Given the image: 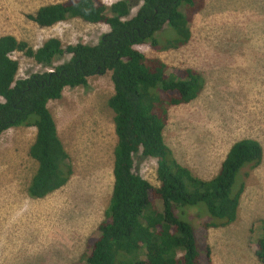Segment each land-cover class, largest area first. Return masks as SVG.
Instances as JSON below:
<instances>
[{"label": "rangeland", "instance_id": "rangeland-1", "mask_svg": "<svg viewBox=\"0 0 264 264\" xmlns=\"http://www.w3.org/2000/svg\"><path fill=\"white\" fill-rule=\"evenodd\" d=\"M63 1L0 0V37L12 35L33 49L50 38L59 39L63 48L96 45L108 26L72 18L40 28L29 19L39 7ZM101 1L110 6L120 0ZM204 4L194 17L187 45L172 49L162 41L155 47L135 48L162 60L169 73L192 69L202 79V91L191 103L170 110L163 131L175 159L193 175L205 181L214 178L236 141L253 139L261 145V165L253 170L244 167L236 176L233 192L241 184L243 189L235 222L206 229L204 224L215 219L204 205L188 207L181 218L193 229L199 264H207L206 248L212 264H261L253 258L251 245L264 235V0ZM164 34L158 38L171 36ZM12 58L19 64L18 79L48 71L22 53ZM68 59L65 55L55 64ZM112 94L107 72L89 77L85 88H65L59 100L48 103L73 175L43 199L27 195L37 169L28 155L36 129L11 128L0 136V264H72L97 237L113 186L116 135L107 106ZM134 171L158 185L156 160L136 156Z\"/></svg>", "mask_w": 264, "mask_h": 264}, {"label": "trees", "instance_id": "trees-1", "mask_svg": "<svg viewBox=\"0 0 264 264\" xmlns=\"http://www.w3.org/2000/svg\"><path fill=\"white\" fill-rule=\"evenodd\" d=\"M204 5V0H120L110 6L101 0H65L39 7L29 19L40 28L72 18L108 26L96 45L63 48L59 39L50 38L33 49L12 35L0 37V136L11 128L36 129L28 151L37 163L27 187L31 199L58 191L73 175L48 103L59 100L65 88H85L89 77L111 73L113 94L107 106L116 135L112 191L97 237L88 241L86 253L72 264H199L193 229L181 219L188 207L204 205L215 219L204 224L206 229L236 221L243 189L241 184L233 192L236 176L244 167L253 170L261 165V145L253 139L236 141L214 178L205 181L193 175L175 159L163 131L170 110L199 95L202 79L192 69L169 73L162 60L135 48L155 47L162 41L172 49L187 45L194 17ZM164 33L171 36L160 40ZM15 53L48 71L18 79ZM65 55L69 59L56 65ZM136 156L156 160L157 186L135 173ZM251 250L264 264V235ZM206 260L212 264L209 248Z\"/></svg>", "mask_w": 264, "mask_h": 264}, {"label": "crops", "instance_id": "crops-1", "mask_svg": "<svg viewBox=\"0 0 264 264\" xmlns=\"http://www.w3.org/2000/svg\"><path fill=\"white\" fill-rule=\"evenodd\" d=\"M253 258H255L254 255H253Z\"/></svg>", "mask_w": 264, "mask_h": 264}]
</instances>
